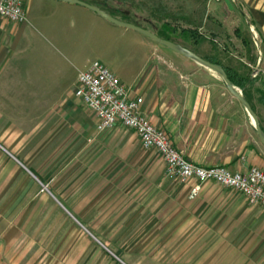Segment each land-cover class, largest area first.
<instances>
[{"label": "crops", "instance_id": "0c3cea01", "mask_svg": "<svg viewBox=\"0 0 264 264\" xmlns=\"http://www.w3.org/2000/svg\"><path fill=\"white\" fill-rule=\"evenodd\" d=\"M32 1L26 0V11ZM76 1L168 39L202 59L220 62L238 75L245 73L241 69L245 66L251 81L243 89L236 88L264 131V0H150L145 5L148 11L126 0ZM54 6L97 25L107 39L111 32L119 34L118 62L104 66L132 89L133 97L143 100L142 115L188 161L204 168L224 167L233 175L253 168L264 171V146L254 123L217 74L84 7L62 2ZM13 34L11 26H0V79L14 60ZM210 50L212 55L207 56ZM89 65L77 70L78 74ZM255 72H259L257 78H253ZM85 108L73 103L54 107L56 115L65 116L43 121L33 132L0 120V252L14 242L12 234L30 224L24 222L31 218L29 210L50 204L66 211L89 237L124 264L120 259L127 254L118 253L117 258L109 240L98 236L94 226H121L118 234L131 240L123 228L137 216L128 223L120 205L111 204L109 194L126 192L127 178L143 174L150 175L151 193L157 195L150 202L154 210L150 219L160 228L151 234L149 247L139 248L149 249V256L158 264L169 258L173 259L170 264H206L212 257H239L237 244L224 251L220 243L254 242L255 237H264L262 207L250 206L243 197L213 183L200 185L198 196L192 199L197 183L166 179L165 165L155 154H111L116 140L120 145L124 139H117L113 129L98 133L94 116ZM83 148L86 152H81ZM128 159L134 163L131 169ZM142 239L141 227L133 241ZM207 242H214V247L206 249ZM199 243L203 245L197 246ZM213 264L220 263L215 260Z\"/></svg>", "mask_w": 264, "mask_h": 264}, {"label": "rangeland", "instance_id": "374dc122", "mask_svg": "<svg viewBox=\"0 0 264 264\" xmlns=\"http://www.w3.org/2000/svg\"><path fill=\"white\" fill-rule=\"evenodd\" d=\"M126 1L148 11L145 5L148 7L150 0ZM56 3L54 0H34L28 3L26 24L16 25L0 19V26H11L14 29L15 40L10 47L14 50V60L0 79V120L4 124H13L16 129L33 132L43 121L65 116L56 115L54 107L73 103L82 109L85 108L74 95L77 70H83L85 64L93 62L107 67L118 62L117 49L121 42L118 33L111 32L110 38L107 39L97 25L58 9L54 6ZM23 27H26L25 32L21 31ZM209 52L207 56L212 55V51ZM113 131H116L117 139L123 138L125 142L121 140L118 145L116 140L115 147L112 146L109 150L111 154H124L129 157L136 153L150 152L155 154L160 164L164 163L155 150H143L133 131L121 126L114 127ZM81 152H86L85 148ZM127 166L131 169L134 163L128 159ZM164 176L174 183H179L167 176L166 168ZM148 177L150 175L143 174L127 178L126 192L109 194L111 204L120 205L121 214L125 212L128 223L132 220L131 217L137 216L136 220H132L123 228L128 238H131L130 241L123 240L124 237L118 234L121 226H94L98 236L109 240L117 258L118 253L127 254L120 259L124 264H158L157 259L149 256V249L139 248L149 247L151 234L160 228L150 219L154 213L150 202L154 201L157 195L151 193ZM219 187L246 200L237 191L220 185ZM262 209L264 210L263 207ZM27 213L31 218L25 219L24 222L30 224H24L22 230L19 228L18 232L12 234L15 236L14 242L0 252V264H122L89 237L62 208H54L49 204L45 209L29 210ZM140 217L142 221L138 220ZM123 221L125 220L122 219L121 223ZM141 227L143 239L133 241L135 233L138 234ZM204 244L209 250L215 243ZM220 244L224 251L238 245L241 255L233 258H208L206 264H213L215 260L220 264H264L262 235L255 237L254 242ZM199 245L202 246L203 243L197 246ZM135 246L138 248H134ZM142 253L148 254L142 257ZM168 260L170 261L163 259L160 264H170L173 259Z\"/></svg>", "mask_w": 264, "mask_h": 264}, {"label": "built area", "instance_id": "2783aa9c", "mask_svg": "<svg viewBox=\"0 0 264 264\" xmlns=\"http://www.w3.org/2000/svg\"><path fill=\"white\" fill-rule=\"evenodd\" d=\"M211 1L219 3L221 0ZM0 19L16 25L26 24V0H0ZM254 44L259 52L255 33ZM258 75L259 72L253 73V78ZM74 95L94 116L98 133L121 125L136 134L144 150H155L159 154L167 176L181 184L195 181L197 186L191 191L192 199L198 196L200 185L213 182L242 194L250 206L264 208L263 170L253 168L246 174L233 175L224 167L204 168L191 163L176 151L164 132L142 115L143 100L133 97L132 89L103 64L93 62L78 74Z\"/></svg>", "mask_w": 264, "mask_h": 264}, {"label": "water", "instance_id": "95a60500", "mask_svg": "<svg viewBox=\"0 0 264 264\" xmlns=\"http://www.w3.org/2000/svg\"><path fill=\"white\" fill-rule=\"evenodd\" d=\"M54 1L84 7L85 9L95 13L96 15H98L102 19L106 20L107 22L111 23L112 25H115V26L122 28V29H125V30H130V31L140 33L141 35L155 41L156 43L170 49L171 51H173V52H175V53H177V54H179V55H181V56H183L189 60L194 61L195 63H197L201 67H204V68L214 72L215 74H217L219 76V78L221 79V81L223 82L226 90L235 99H237L240 102V104L244 107V109L248 113L249 117L251 118V120L254 123L256 135H257L258 139L260 140V142L262 143V145L264 146V131L262 130V128L260 126V122L258 120L257 115L255 114V112L253 111V109L251 108V106L247 102V100L244 98L242 92L239 91L233 85V83L229 80V78H228L225 70L223 69V67H221L219 65L212 64V63L198 57L194 53L182 48L179 45H175L169 41L162 40L159 37H157L156 35L150 33L149 31H146V30L141 29L139 27H136L134 25H130V24L118 21L115 18H113V17L107 15L106 13L102 12L101 10H99L96 7L89 6L87 4H84V3L76 1V0H54Z\"/></svg>", "mask_w": 264, "mask_h": 264}, {"label": "trees", "instance_id": "16d2710c", "mask_svg": "<svg viewBox=\"0 0 264 264\" xmlns=\"http://www.w3.org/2000/svg\"><path fill=\"white\" fill-rule=\"evenodd\" d=\"M167 41H169L168 39H166ZM246 42V41H245ZM247 45H249L248 42H246ZM247 52H250V48L249 46H247ZM212 64H215V65H219L221 67H223V69L225 70L229 80L233 83V85L235 87H238V88H245V86L251 81L250 80V75L248 73H250V71L245 67V66H241V69H243L245 71V73L243 75H238L237 71H230L229 69L225 68L223 66L222 63L220 62H217L215 60H212V59H204ZM247 73V74H246Z\"/></svg>", "mask_w": 264, "mask_h": 264}]
</instances>
